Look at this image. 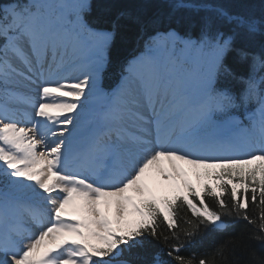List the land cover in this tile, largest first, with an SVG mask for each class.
<instances>
[{
    "label": "snow or ice",
    "instance_id": "obj_1",
    "mask_svg": "<svg viewBox=\"0 0 264 264\" xmlns=\"http://www.w3.org/2000/svg\"><path fill=\"white\" fill-rule=\"evenodd\" d=\"M167 2L110 20L92 0L0 3V264H131L149 238L175 264H233L229 242L180 254L223 216L264 242V6ZM122 22L138 51L106 88Z\"/></svg>",
    "mask_w": 264,
    "mask_h": 264
},
{
    "label": "trees",
    "instance_id": "obj_2",
    "mask_svg": "<svg viewBox=\"0 0 264 264\" xmlns=\"http://www.w3.org/2000/svg\"><path fill=\"white\" fill-rule=\"evenodd\" d=\"M8 2V0H0V3ZM93 17L110 20L115 17L116 13L121 10L139 11L147 9L149 12L168 10L167 0H92ZM213 3L222 4L234 11H242L245 9H255L259 11L264 4L262 0H211ZM138 44L136 40V30L134 27L122 22V27L114 41L111 51V65L104 76V85L106 88L114 87L118 80L119 67L129 59L133 54L137 53ZM194 183V182H193ZM195 184V183H194ZM250 195V194H249ZM224 198L227 200V194ZM206 202L216 209V201L206 198ZM231 204V201H229ZM181 217H190L191 213L186 208L178 209ZM257 208L251 205L248 209L250 217L257 216ZM222 221L228 227L225 230H218L216 227L209 225L200 226L199 231L190 241L183 239L184 247L180 254L190 257L192 254H201L204 252L211 253L223 242H229L226 248L228 258L233 264H253L252 253L256 254L257 260L264 256V242L252 238L257 233L256 228L248 224L242 219L235 217L223 216ZM181 227H184L181 223ZM165 234L168 230L162 226ZM172 243H176L172 241ZM168 244L163 239L153 240L149 238L143 247H136L130 251H125L120 259H125L131 264H145L151 262L154 258H158L162 264H175V262L166 255Z\"/></svg>",
    "mask_w": 264,
    "mask_h": 264
},
{
    "label": "rangeland",
    "instance_id": "obj_3",
    "mask_svg": "<svg viewBox=\"0 0 264 264\" xmlns=\"http://www.w3.org/2000/svg\"><path fill=\"white\" fill-rule=\"evenodd\" d=\"M6 3V2H5ZM75 74H73V76H74ZM33 93H34V89H33ZM29 110H31V109H29ZM29 127H30V125H29ZM219 154H227V153H217V152H211V154L210 155H219ZM166 168H167V164L165 163V165H164ZM181 167H183L184 169H185V171H187L188 173H189V175H188V179H190L192 182H194L195 184H199V183H201V181H198L197 179H196V176H195V174H194V170L191 168V166H188V165H181ZM84 174H87V173H84ZM152 175L154 176V177H158V174L155 172V171H153V173H152Z\"/></svg>",
    "mask_w": 264,
    "mask_h": 264
},
{
    "label": "bare ground",
    "instance_id": "obj_4",
    "mask_svg": "<svg viewBox=\"0 0 264 264\" xmlns=\"http://www.w3.org/2000/svg\"><path fill=\"white\" fill-rule=\"evenodd\" d=\"M33 94H34V93H33ZM27 111H29V112H30L31 110L27 109ZM208 154L210 155L211 153H208Z\"/></svg>",
    "mask_w": 264,
    "mask_h": 264
}]
</instances>
